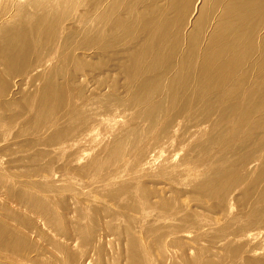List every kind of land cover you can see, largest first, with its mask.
Segmentation results:
<instances>
[{
    "label": "bare ground",
    "instance_id": "1",
    "mask_svg": "<svg viewBox=\"0 0 264 264\" xmlns=\"http://www.w3.org/2000/svg\"><path fill=\"white\" fill-rule=\"evenodd\" d=\"M0 264H264V0H0Z\"/></svg>",
    "mask_w": 264,
    "mask_h": 264
},
{
    "label": "rangeland",
    "instance_id": "2",
    "mask_svg": "<svg viewBox=\"0 0 264 264\" xmlns=\"http://www.w3.org/2000/svg\"><path fill=\"white\" fill-rule=\"evenodd\" d=\"M70 18H71V16H70ZM73 22L75 23V25H76V29H75V31L77 32V31H82L83 32V29H86L87 27H89V25H90V23H88L85 19H83V18H79L78 17V15L77 16H73ZM75 31H64V33H66L69 37L71 36V39H72V41H73V44H81V46H83L84 48L86 47L85 45H84V40H83V36H84V34H81V35H78ZM89 33H91V31L89 32ZM16 74H14L13 75V79L15 80H18V78H17V76H15ZM130 95H128V96H126V98L127 97H129ZM164 111H166L167 112V110H164ZM17 175L19 174H22L23 176H19V178H18V181L20 182H22V183H26L27 181H29V180H31V178H32V174L30 173V171H28L26 174L25 173H20V172H18V173H16ZM25 176V177H24ZM30 176V177H29ZM26 178H30V179H26ZM152 182H155V181H152ZM151 185V184H150ZM160 187V186H159ZM156 193H153V195L152 196H156L155 195ZM71 196H73V194H70ZM69 195V196H70ZM70 196V197H71ZM167 201H168V203L169 204H171L172 203V201L170 200V199H167Z\"/></svg>",
    "mask_w": 264,
    "mask_h": 264
}]
</instances>
